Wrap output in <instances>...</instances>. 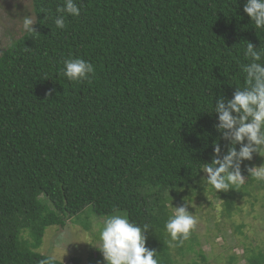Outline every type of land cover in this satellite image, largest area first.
<instances>
[{"label": "trees", "instance_id": "trees-1", "mask_svg": "<svg viewBox=\"0 0 264 264\" xmlns=\"http://www.w3.org/2000/svg\"><path fill=\"white\" fill-rule=\"evenodd\" d=\"M64 3L31 0L36 32L0 54V264H41L45 230L86 207L147 225L154 258L173 264L168 205L203 185L216 145L221 158L231 146L214 105L245 87L249 42L264 64V28L246 0H75L80 15L59 29ZM75 58L94 66L87 80L63 75ZM241 171L242 184L216 190L227 213L258 194ZM246 252L247 264H264Z\"/></svg>", "mask_w": 264, "mask_h": 264}, {"label": "rangeland", "instance_id": "rangeland-1", "mask_svg": "<svg viewBox=\"0 0 264 264\" xmlns=\"http://www.w3.org/2000/svg\"><path fill=\"white\" fill-rule=\"evenodd\" d=\"M29 16L35 21L31 0H0V54L26 32L23 21ZM260 165L264 166V147L258 148L250 161H244L241 170ZM206 175L201 174L203 185L199 189L181 192L168 205L172 214L174 207L186 206L196 221L183 242L179 237L173 240L168 235L167 246L173 264H199L202 256L208 264H247V255L252 253L246 251L252 249L254 254H264V190L259 185V180L264 179L254 177L248 188L258 194L251 193L250 200L247 197L237 200L235 210L227 213L223 199L211 189ZM113 214L126 216L124 212ZM110 215L97 216L86 207L68 220L65 227H48L34 252L54 255L55 260L63 263L78 258L79 264H107L99 248L100 232ZM145 246L150 248L147 242Z\"/></svg>", "mask_w": 264, "mask_h": 264}, {"label": "clouds", "instance_id": "clouds-1", "mask_svg": "<svg viewBox=\"0 0 264 264\" xmlns=\"http://www.w3.org/2000/svg\"><path fill=\"white\" fill-rule=\"evenodd\" d=\"M243 10L257 28H264V0H246ZM57 13L55 26L63 29L65 14L79 16L80 7L75 0H65L64 5L57 8ZM34 22L30 16L25 18L24 29L29 33L36 32ZM245 55L253 61L243 68L246 73L245 87L236 88L227 102L221 97L214 105L218 121L215 127L231 145L222 158L221 149L216 145L214 157L204 170L207 183L218 192L242 184L243 162L250 161L253 153L264 147V64L257 62L261 60L262 53L249 42ZM62 72L70 81L80 82L94 73V66L80 58L66 59ZM237 144L240 145L239 150ZM247 172L257 179H264V166L248 167ZM174 209L165 228L173 240L178 237L187 239L196 221L186 206ZM147 229V225L141 228L124 215H110L100 232L102 244L99 248L107 264H158L154 258L156 252L145 246L144 232ZM55 259L54 255L50 256L41 264H53Z\"/></svg>", "mask_w": 264, "mask_h": 264}]
</instances>
